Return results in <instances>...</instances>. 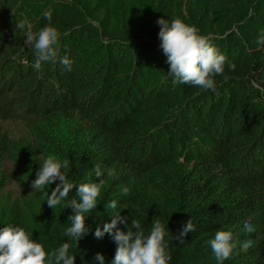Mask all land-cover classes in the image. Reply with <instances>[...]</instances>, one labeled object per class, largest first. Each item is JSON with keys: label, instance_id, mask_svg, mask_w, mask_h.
<instances>
[{"label": "trees", "instance_id": "obj_1", "mask_svg": "<svg viewBox=\"0 0 264 264\" xmlns=\"http://www.w3.org/2000/svg\"><path fill=\"white\" fill-rule=\"evenodd\" d=\"M222 1L236 31L207 38L226 57L224 74L213 77L215 91L174 83L161 52L103 40L67 4L23 0L0 12V194L11 179L46 202L30 184L48 155L69 160L68 178L76 185L96 182L95 165L104 170L98 204L85 218L89 232L77 245L63 235L72 209L44 204L30 230L46 253L69 242L75 264H93V233L111 221L115 210L105 204L116 200L121 215L129 223L137 219L145 234L153 220L165 224L169 264H214L207 242L217 230H232L237 242L223 264H264V46L256 43L264 0ZM19 22L34 32L56 27V63L32 67L35 53L16 30ZM65 55L71 71L58 62ZM13 120L23 122L29 139L4 131L2 123ZM122 186L130 188L127 197ZM73 198L79 200L75 187L67 197ZM16 213L0 209V227H21ZM190 218L195 231L180 243L172 237ZM245 220L255 229L247 235L239 232ZM247 239L252 246L240 251ZM104 246L110 264L116 244L109 235Z\"/></svg>", "mask_w": 264, "mask_h": 264}, {"label": "clouds", "instance_id": "obj_2", "mask_svg": "<svg viewBox=\"0 0 264 264\" xmlns=\"http://www.w3.org/2000/svg\"><path fill=\"white\" fill-rule=\"evenodd\" d=\"M43 16L46 20H51L49 11H45ZM156 23L160 27L158 48L166 56V63L169 65L168 74L173 78V82L215 91L213 77L224 74L225 55L211 45L197 28L184 23L179 18H173L169 23L167 19L160 17ZM17 29L23 32L25 45L34 50L35 63L32 65L34 69H40L42 62H57L56 46L60 34L56 27L49 24L34 32L31 24L25 25L24 22H19L16 25ZM256 43L264 46V31L258 33ZM58 62L67 71L72 70V61L67 55L59 57ZM228 69L234 70L235 65L229 62ZM69 164L68 159L61 161L54 155H48L39 162V168L30 187L45 197L50 208L54 209L59 205L64 209L69 207L72 209L67 218L70 226L63 229V235L77 245V242L89 232L85 218L88 216L86 214L94 210L98 204V197L105 184L102 178L104 170L100 165H95L96 182L76 185L68 178ZM107 175H115L114 169L108 168ZM57 181L49 194L48 186ZM74 187L79 200L75 198L68 200V194ZM119 191L127 197L130 188L122 186ZM105 208L115 210L111 214V221L104 223L102 227H96L93 235L96 239H102L108 234L116 244L115 255L110 264H169L171 256L167 252L165 237L168 232L164 223L159 219L153 220L148 234H145L137 219L132 218L129 223V216L121 215L122 210L117 209L116 200L106 203ZM121 209L127 207L121 206ZM119 225H123L127 230L122 231ZM254 230L247 220L239 226V232L245 235ZM193 231L195 225L190 218L187 222L181 223L180 229L172 238L183 243L184 237ZM31 237L32 234L30 235L20 226L0 227V264H75V255L69 252V242H63L54 251L46 253L42 244ZM207 243L212 250L214 264H223L236 248L237 242L232 230H217ZM251 246L252 240L247 239L240 243L239 248L240 251H247ZM93 264H105L104 255L97 252Z\"/></svg>", "mask_w": 264, "mask_h": 264}, {"label": "rangeland", "instance_id": "obj_3", "mask_svg": "<svg viewBox=\"0 0 264 264\" xmlns=\"http://www.w3.org/2000/svg\"><path fill=\"white\" fill-rule=\"evenodd\" d=\"M23 0H0V12L14 11ZM61 2L75 8L86 23L92 25L103 40H118L129 47L140 50L158 48L160 30L156 20L160 17L169 23L179 18L194 26L206 38L233 33L235 20L231 12L223 7L222 0H49ZM163 56H165L162 53ZM2 128L12 139H29V134L21 121H6ZM11 165L4 169L11 176ZM34 193L19 189L10 179L6 189L0 194V209L12 210L19 216L21 227L30 235L31 226L39 212L45 208ZM94 239L88 251L102 253L105 240ZM32 238V237H31Z\"/></svg>", "mask_w": 264, "mask_h": 264}]
</instances>
